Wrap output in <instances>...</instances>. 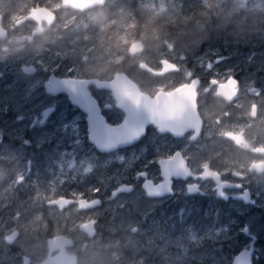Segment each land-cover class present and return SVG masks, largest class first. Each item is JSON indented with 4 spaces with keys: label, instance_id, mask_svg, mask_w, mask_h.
<instances>
[{
    "label": "flooded vegetation",
    "instance_id": "obj_1",
    "mask_svg": "<svg viewBox=\"0 0 264 264\" xmlns=\"http://www.w3.org/2000/svg\"><path fill=\"white\" fill-rule=\"evenodd\" d=\"M23 2L26 3L21 11L19 8ZM124 2L121 0L119 5H124ZM49 7L46 0H0V13H3L0 25L8 29V34L0 39V46L8 44L11 36L24 37L20 41L23 47L19 50H16V42L13 41L8 45V51H0V117L10 121L14 119L12 114H15V121L8 125L10 133L0 136V169L6 172V178L0 180V264H43L60 251L65 254L60 264H74V254L85 242L97 245L107 242L109 238L119 241L120 233L105 231L108 225L94 213L106 206L110 210L105 211V215L121 208L131 209L129 203L120 206L119 202L123 197L135 194H139V205L149 204L145 207L149 211L143 216L138 213L135 226L124 231L123 235L134 236L136 245L142 247L135 257L141 259L138 264H153L162 254L160 250L167 245L166 238L173 235L170 217L173 209L177 210L179 221L183 220L186 210H191L189 214L194 215L199 212L202 218L198 222L185 224L186 228L193 226L200 229L219 226L223 213L230 205L235 208L249 205L253 210L258 209L257 201L261 199L262 193L257 194L250 186L264 181L263 71L250 65L248 70L252 75L235 71L220 79L208 76L211 71L204 69L205 63L201 56L188 53L190 44L184 49L174 48L184 54L185 67L182 69L176 63L164 59L154 68L141 63L138 68L150 78L170 80L166 87L156 85V89H143L126 75L141 93L151 98L159 91L170 93L177 87L188 86L195 81L199 128L187 129L180 135L169 130L161 131L155 111L151 115L155 124H147L135 142L113 151L101 152L94 144L105 140V131L120 127L125 113L116 106L111 92L99 86V83L111 79L93 78L80 71L63 75V69L77 66L69 55L51 68L47 60L52 46L45 43L37 49L35 43L39 42V36L34 38L33 43L28 42L27 36L35 33L37 26L47 18ZM109 10L113 12L107 8ZM198 10L203 18L204 7L198 6ZM191 11L195 10H179L170 14L174 20ZM59 13H56V22L47 32L50 39L54 35L51 31L58 29ZM74 15L76 19L86 16L84 13ZM191 23H195V20ZM183 27L175 26L176 29ZM86 31L93 33L91 26ZM76 33L82 35L83 31ZM214 46L221 47L220 43ZM72 47L71 44L70 49ZM163 62L173 64L176 69L162 72ZM131 68L135 70L137 65L133 64ZM180 72L181 80H178L175 77ZM68 78L99 82V85L91 83L85 87L89 100L82 98L81 103L87 106L88 112L77 104V100L71 104L64 92H47L53 81ZM24 79L30 82L34 79L38 91H43L48 99L57 104L51 103L34 112H24L28 107L25 105L20 108L22 115H19L12 109V103L17 99V94L29 87ZM258 89L260 92L255 93ZM61 98L66 100V106L60 104ZM249 112L251 115H248ZM3 119L0 120L1 125ZM74 146H85L90 150L91 161L96 165L93 171L87 169L84 175L74 174L78 160V150ZM83 152L81 149L79 154ZM114 155L120 156V159L109 162L108 158ZM126 159H133V164L128 162L127 170L122 171L119 166L125 165ZM103 161L108 165H104ZM180 167L185 169L184 177L180 176ZM62 172L71 174L68 175L69 180H65ZM73 175L80 181L81 188L93 184L96 185V192L90 196L78 195L77 182L72 185ZM147 186L150 195L147 194ZM158 187L163 192L157 191ZM34 188L42 193L37 201L28 198ZM60 199L69 202L59 203ZM80 200L85 202L79 204ZM95 200L96 206L91 207L90 202ZM16 209L20 212H15ZM32 213L40 217L34 218L31 226L27 225L25 230L20 223ZM216 215L219 223L212 222ZM10 218H13V227L7 232L6 225ZM90 223L92 225L88 231L91 234L81 230V225ZM77 232L83 236L81 241L77 239ZM245 235L248 239L246 246L237 251L225 250L224 253L233 257L253 243L254 264L259 238L248 233ZM240 236L238 234L232 239L236 240ZM164 250L169 252L167 246Z\"/></svg>",
    "mask_w": 264,
    "mask_h": 264
},
{
    "label": "rangeland",
    "instance_id": "obj_2",
    "mask_svg": "<svg viewBox=\"0 0 264 264\" xmlns=\"http://www.w3.org/2000/svg\"><path fill=\"white\" fill-rule=\"evenodd\" d=\"M29 1L31 2L32 0ZM120 1L121 0H109L108 4L105 5V8H110L114 12L117 9L116 6H120ZM125 1L128 2L129 0ZM53 2H55V0H53ZM162 2L167 6L169 13H176L179 10H182L185 6L190 8L196 6L204 7L205 12H203V14L207 17H211L212 24L215 25L216 19L213 16V9L215 8L216 10L223 12L231 1L196 0L194 2L193 0H162ZM235 2L240 14L248 17L249 19H251L254 15L248 11L250 5L255 4L259 9H264V0H235ZM9 3H11V1H9ZM25 3L26 2H23V5L20 6V10L24 8ZM136 3L137 6L133 8L129 5L127 6L139 12V8L142 10L143 8L158 7L161 3V0H136ZM46 4H48V0H46ZM109 12H111V10H109ZM59 17H61V13H59ZM64 19H68V17H65ZM81 20H84V23H88L86 16L80 17L73 22V27L80 25ZM63 23L64 20L60 18L59 24ZM91 28L93 30L92 35L95 36V28L92 26ZM51 32H53L54 35L53 38H49V42H47V44L52 46V50L48 56L47 65L52 68L67 58L69 55L68 50L70 49L71 45L69 41L71 40L72 35H77V33L73 32L72 35H69V30L64 28H58L57 31ZM219 43L221 47L217 48L214 46ZM206 44L207 46L200 53L202 54L200 56L205 63V66H203L204 69L206 71H211L208 76H213L217 79H220L225 77L226 74L235 71L252 75V72L248 70L250 65H252L256 70L264 72V37L262 36L254 38L250 43H237L234 41L232 36L221 31L218 38L214 33L213 37L209 39ZM178 51L174 49L172 44H168L167 46H162L154 51H149L141 59L143 60V63L150 68L156 67L157 63L164 59L176 63L180 69H182L185 67V62L183 60L184 54H180V50ZM197 51L198 47L190 44L188 53L194 55ZM133 64L125 69L127 71L126 73L143 89H151L153 87L156 89V85L166 87L167 84L170 83V80L168 79L159 80L156 78H150V76H147L144 71L138 68V66L137 69L134 70L131 68ZM78 72V67L73 65L63 69L61 74H76ZM175 78L181 80V72ZM15 80L21 81V79L18 78H15ZM24 80L29 83V87L26 88L22 93L17 94L15 97L17 99L14 101V103H12V109L19 112V115H22L20 108L25 105H28V107L24 112H34L35 110H38V108L50 105L51 103L57 104L56 101L54 102L48 99L43 91H38L36 86L37 83L34 79L32 82H30V80ZM259 92V89L258 91H255V93ZM61 100L62 102L60 104L66 106V100L62 98ZM40 110L41 109H39V111ZM3 118L4 117L1 116L0 120ZM12 118L14 119H10V121L8 119L2 120L4 122L2 125L0 124V136L3 133H10L8 125L11 124L12 121H15L14 113L12 114ZM74 148L78 150V160L74 167V174L80 176L84 175L87 169L93 171L95 162L91 161L92 154H90V150L85 146H74ZM81 149L84 150V152L79 154ZM119 159L120 156L114 155L108 158V161L114 162ZM132 160L133 159H126V164L119 166V168L122 171H126V166L133 164ZM68 163L69 162H67L66 165L67 168ZM103 164L108 165L104 161ZM61 167L63 168L65 166ZM62 174L64 175L65 180H69L68 175H71L70 173L62 172ZM75 175H73L71 181L72 185L77 182L76 192L78 195L90 196L96 192V185L93 184L81 188L79 185L80 181H77V177H75ZM250 188L257 194L262 193L260 195L261 199L257 201L258 209L253 210V208L249 205H239V208H235L234 205H230V207H227L226 213H223L221 217L222 223H220L219 226H206L202 229L191 226L178 231L173 229V235H170L166 238V246L169 252L164 250L166 246L163 249L161 248L160 252L162 254L158 255L159 257L153 262V264H190L195 262L196 264H230L232 255L228 257L227 253L224 252L225 250L232 249H236L237 251L244 245L246 246L248 244V239H246L245 233L252 234L256 238H259L253 259L254 262L257 263H260V261L264 262V181L262 182L260 180L253 186H250ZM40 196H42V193L38 189L34 188L28 198L37 201ZM140 201L139 194L123 197L120 200L119 205L121 206L122 204L129 203L131 205V209L128 207L121 208L113 214L105 215V211L110 210V207L106 206L94 213L95 216L102 218L105 224L108 225L105 228V231H110L111 233H115L114 231H116L120 233L119 236L121 238L119 241H114L113 239L109 238L106 239L107 242L98 243L97 245L88 243L89 245H95L96 247H102L105 245L109 246V250L113 254H118V258H115L114 256L113 264L141 263V259H136L135 257L142 251V247L139 244L136 245L134 236L123 235L124 231H127L135 226L137 223L138 213L139 215L143 216L149 211L148 207L145 208L146 206H149V204L146 206H141L139 205ZM14 211L20 212L17 209ZM38 217H40V215L35 213L29 214L26 221L20 223V226L26 230L27 225L31 226L32 220ZM77 218L79 217L77 216ZM218 219V215H216V218L212 220V222L219 223ZM12 221L13 218H10V222L6 225L7 232L12 230ZM244 230H246L245 233ZM230 233L232 234L230 235ZM238 234H241L240 238L233 240L232 238L234 236L236 237ZM76 236L78 241L83 239V236L79 232H77Z\"/></svg>",
    "mask_w": 264,
    "mask_h": 264
},
{
    "label": "clouds",
    "instance_id": "obj_3",
    "mask_svg": "<svg viewBox=\"0 0 264 264\" xmlns=\"http://www.w3.org/2000/svg\"><path fill=\"white\" fill-rule=\"evenodd\" d=\"M108 2L109 0H96L85 8L82 5L73 7L69 0H48L50 7L47 18L37 26L35 33L27 36V40L33 43L34 38L39 36L40 40L35 43V47L42 48L49 42L47 32L56 22V13L60 12L64 23L57 24L58 28L69 30V35L83 31L82 35H72L69 41L73 45L68 50L69 56L76 62L78 70L93 78L115 79L119 75L126 76L125 69L133 63L137 66L143 63L141 58L149 51L168 44L180 49L189 44L199 47L205 45L214 33L218 38L221 31L232 36L237 43H250L258 36L264 37V9H259L255 4L248 9L254 14L251 19L241 15L235 0H231L223 12L213 9V16L217 20L215 25L212 24L211 17L197 19L190 24V17L184 22V27L177 31L162 0L158 7L143 8L139 16L127 5L110 13L105 8ZM71 13H84L88 23L81 20L80 25L70 27L76 20V15ZM2 16L3 13H0V17ZM65 17L68 19H64ZM11 18L9 15V20ZM90 25L95 28V36L86 31ZM7 34L8 29L0 25V39ZM22 40L24 37L21 35L11 36L8 44L0 46V51H8V45L13 41L16 42V50H19L23 47L20 43ZM133 44L135 51L132 50ZM5 178L6 172L0 169V180ZM114 256L118 258V254H113L107 245L96 247L85 242L74 254V264H113Z\"/></svg>",
    "mask_w": 264,
    "mask_h": 264
},
{
    "label": "water",
    "instance_id": "obj_4",
    "mask_svg": "<svg viewBox=\"0 0 264 264\" xmlns=\"http://www.w3.org/2000/svg\"><path fill=\"white\" fill-rule=\"evenodd\" d=\"M95 2L96 0H69V3L73 7L82 5L85 8L90 7ZM134 49L135 45L133 44L132 50ZM175 69L176 68L173 64L163 62L162 72L174 71ZM91 83L98 84L99 82L97 80L82 81L69 78L56 80L53 81L51 89H48L47 92L53 94L64 92L71 104H75L74 101L77 100V104L83 106L81 108L84 110H87V106L84 103H81V100L82 98L89 100L85 87ZM99 84L100 87L103 86L111 92L112 97L116 102V106L125 113V119L120 127L110 129L108 132L105 131V140L94 144L101 152L113 151L116 148L126 147L135 142L140 131L142 132L147 124L155 122L151 118V115H154L155 111L157 112L158 117V121L156 122H158L161 131L169 130L175 135H180L187 129L193 128L197 130L199 128V121L195 108V81H192L188 86L177 87L170 93L159 91L152 98L147 94L141 93L139 87L125 75H119L115 79H111L109 82ZM82 88L84 90L79 92ZM139 114H141V117ZM167 167L169 166L167 165ZM179 172H181L180 176L184 177L185 169L180 167ZM146 191L147 194L150 195L149 186L146 187ZM157 191L163 192L160 187L157 188ZM64 201L69 202V200L66 199H60L58 202L61 203ZM78 202L79 204H82L85 200H80ZM96 204L97 200L91 201L89 205L93 207L96 206ZM91 225V223L81 225V230L91 234L88 231ZM50 242H52V240H50ZM253 250L254 245L251 243L247 249L244 248L233 256L230 264H253ZM64 255V252L60 251L57 256L52 259H47L43 264H60V259H62Z\"/></svg>",
    "mask_w": 264,
    "mask_h": 264
},
{
    "label": "trees",
    "instance_id": "obj_5",
    "mask_svg": "<svg viewBox=\"0 0 264 264\" xmlns=\"http://www.w3.org/2000/svg\"><path fill=\"white\" fill-rule=\"evenodd\" d=\"M124 5H129V6H131L132 8L133 7H135V6H137V3H136V0H129L128 2H124ZM188 9H193V10H195V11H191L189 14H184L183 13V16H181V17H176L174 20H173V23L175 24V26H178V25H184V22L186 21V20H189V18L191 17L192 19L189 21V23L192 21V20H197V19H202L201 18V16H200V12L201 11H199L198 10V7L196 6L195 8H190V7H186V8H184L183 7V9L182 10H184V11H186V10H188ZM139 12H137V11H135L136 12V15L137 16H139L140 15V12H141V9L139 8ZM204 17H207L206 15H204L203 16V18ZM177 31L179 30V29H176ZM206 46H207V44H205V45H203V46H199L198 47V51L195 53V54H197V55H202V54H200L205 48H206ZM195 49H196V47H195ZM172 211V214H171V219H172V223H173V229L176 231H178V230H180V229H185L186 228V224L185 223H193V222H198V220L200 219V218H202V216H201V214L199 213V212H196V215H194V214H189L190 212H191V210H186L185 212H186V214H185V216H184V218H183V220L182 221H179L178 220V218H177V215H176V212H177V210L176 209H173V210H171ZM170 222V223H171ZM190 264H196V263H190ZM203 264V263H202ZM254 264H264V262H260V263H257V262H254Z\"/></svg>",
    "mask_w": 264,
    "mask_h": 264
},
{
    "label": "snow or ice",
    "instance_id": "obj_6",
    "mask_svg": "<svg viewBox=\"0 0 264 264\" xmlns=\"http://www.w3.org/2000/svg\"><path fill=\"white\" fill-rule=\"evenodd\" d=\"M45 115H47V113H45Z\"/></svg>",
    "mask_w": 264,
    "mask_h": 264
},
{
    "label": "bare ground",
    "instance_id": "obj_7",
    "mask_svg": "<svg viewBox=\"0 0 264 264\" xmlns=\"http://www.w3.org/2000/svg\"><path fill=\"white\" fill-rule=\"evenodd\" d=\"M9 95V94H8ZM8 103V102H7ZM255 240V239H254Z\"/></svg>",
    "mask_w": 264,
    "mask_h": 264
}]
</instances>
